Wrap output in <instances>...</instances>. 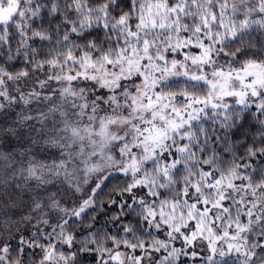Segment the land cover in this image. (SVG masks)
I'll list each match as a JSON object with an SVG mask.
<instances>
[{"label": "snow or ice", "instance_id": "6c2138e0", "mask_svg": "<svg viewBox=\"0 0 264 264\" xmlns=\"http://www.w3.org/2000/svg\"><path fill=\"white\" fill-rule=\"evenodd\" d=\"M0 264H264V0H0Z\"/></svg>", "mask_w": 264, "mask_h": 264}]
</instances>
